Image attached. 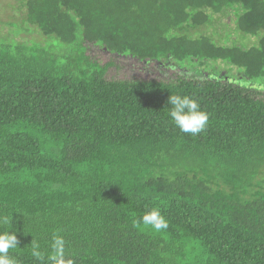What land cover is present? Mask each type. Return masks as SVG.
<instances>
[{"label": "trees", "instance_id": "trees-1", "mask_svg": "<svg viewBox=\"0 0 264 264\" xmlns=\"http://www.w3.org/2000/svg\"><path fill=\"white\" fill-rule=\"evenodd\" d=\"M23 7L47 42L0 37V217L11 219L0 232L19 247L9 255L49 264L58 232L74 264H264V89L251 86L264 83V0ZM229 12L250 46L199 31ZM91 46L180 73L108 79L112 63ZM171 95L199 102L201 133L174 125ZM153 207L169 222L160 233L141 222Z\"/></svg>", "mask_w": 264, "mask_h": 264}, {"label": "rangeland", "instance_id": "rangeland-1", "mask_svg": "<svg viewBox=\"0 0 264 264\" xmlns=\"http://www.w3.org/2000/svg\"><path fill=\"white\" fill-rule=\"evenodd\" d=\"M235 16L232 12L219 19L214 16L212 22L207 26H202L199 31L208 33L212 39L223 44L224 41L237 39L234 23ZM10 23L17 24L19 27H12ZM20 32H15L18 28ZM29 27V28H28ZM26 29H29L26 30ZM198 31V30H196ZM238 34V35H237ZM0 37L14 38L17 42L30 44L33 42L46 43L43 37L35 28L25 22V10L23 0H0ZM241 38V37H240ZM241 43L248 46L253 42V38H241ZM91 56L101 64L112 63L107 71L108 79H136V80H159L170 79L175 74L180 73L179 69H170V67L160 66L156 62H143L128 56L111 54L105 50L91 46L89 49ZM236 72V71H234ZM231 80V79H230ZM240 82V81H237ZM247 84L252 83L250 81ZM252 87L264 89V83H252Z\"/></svg>", "mask_w": 264, "mask_h": 264}, {"label": "clouds", "instance_id": "clouds-1", "mask_svg": "<svg viewBox=\"0 0 264 264\" xmlns=\"http://www.w3.org/2000/svg\"><path fill=\"white\" fill-rule=\"evenodd\" d=\"M171 106L168 112L174 125L182 133L198 135L208 123V114L201 109L199 102L189 96L171 95L168 100ZM10 218L0 217V224L10 225ZM142 225L153 232L160 233L169 227V222L158 208H151L141 217ZM18 247V239L10 230L0 232V264H20L16 257L9 255V250ZM50 253L47 255L49 264H74L71 259H65L66 241L58 232L54 233L50 242ZM30 253L37 260H43L45 253L35 239L30 244Z\"/></svg>", "mask_w": 264, "mask_h": 264}]
</instances>
